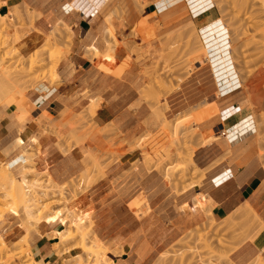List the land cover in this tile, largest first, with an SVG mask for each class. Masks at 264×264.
<instances>
[{
	"label": "crops",
	"instance_id": "obj_1",
	"mask_svg": "<svg viewBox=\"0 0 264 264\" xmlns=\"http://www.w3.org/2000/svg\"><path fill=\"white\" fill-rule=\"evenodd\" d=\"M25 6L30 9L29 13L37 17L32 31L49 37L57 28H68L72 31V47L59 73L58 65L55 69L62 82L56 87L41 85L29 91L24 105V112H27L22 120L19 119L20 113H16L18 109L15 105L0 110V162L7 164L9 170L13 168L14 174L18 175L27 160L25 153L34 149L37 170L49 173L59 184L83 173L82 162L87 148L95 149L97 146L104 151L108 147L109 136L95 135L83 146H75L67 153L59 148V137L75 133L79 115L93 109L92 122L99 130H112L128 142H133L148 129L155 132L151 103L142 97L143 90L150 83L141 71L148 63L146 57H136L121 46L110 54L106 68L96 65L95 53L101 56L108 54L107 41L110 37H107L109 25L106 17L119 9L129 29L137 26L140 32L146 31L148 37L172 31L179 21L192 24L201 32L204 27L219 20L215 8L195 9L192 0H0V15H8L11 9ZM119 43H122L121 39ZM239 90L221 97L230 98L226 104L215 100L209 103L208 108L195 113L201 127L208 130L222 127L217 133L220 141L212 150L202 152L208 157L207 162L201 165L208 169L216 162L224 161V164L211 167L201 183L203 186L196 185L187 194L176 197V208L163 212L155 209L157 204L140 219L127 217L129 227H125V211L136 199L112 201L103 206L105 210L98 213L94 222L98 225L95 232L98 239L109 251L108 261L114 264H153L163 246L180 233L205 223L204 209L211 213L210 218L214 222L223 223L240 210L250 207L264 225V170L257 160V145L253 136L250 137L246 131L251 124L243 121L252 114L249 105L244 104L246 97L241 98L245 94L231 99L239 94ZM175 96L163 101L168 106V118L178 112L173 103ZM137 158L136 152H128L111 164L104 172L102 184L121 179L132 170ZM142 192L143 189H139L136 195L141 197ZM197 196L202 204L204 202L205 208L195 206ZM186 205L190 210L184 212L182 210ZM109 208H112L111 211L122 208L125 214H111ZM0 229L11 239L26 235L17 227L6 229L1 226ZM10 231L13 233L11 236ZM62 231L61 225L50 219L41 224L39 232L36 231L38 234H31L29 244L36 262L63 264L62 258L67 255L58 257L55 246L59 240L54 236ZM260 256L264 257V229L255 241L242 244L231 258L237 264H248Z\"/></svg>",
	"mask_w": 264,
	"mask_h": 264
},
{
	"label": "rangeland",
	"instance_id": "obj_2",
	"mask_svg": "<svg viewBox=\"0 0 264 264\" xmlns=\"http://www.w3.org/2000/svg\"><path fill=\"white\" fill-rule=\"evenodd\" d=\"M192 3L195 9L207 10L211 7L215 8L219 19L224 21L230 31L234 61L241 76L242 85V88L238 91L239 94L231 99H236L241 94H245L241 98L246 97L244 104L249 105L252 114L243 121L251 124L246 131L249 132L250 137L253 136V140L257 145V160L264 170V92L262 91V87L264 89V0H192ZM13 9H18L16 19L12 14ZM13 9L7 15L15 26V29L13 28L12 30L17 29L23 33L24 37L30 38V30L37 17L34 13H29L30 9L26 6ZM106 21L109 25L107 37L108 39L110 37V41H107L108 54L101 56L95 53V55H99V57L93 56L97 58L96 65L102 69L106 68L110 54H113L121 46L126 47L136 57H146L148 63L141 71L149 79L150 83L143 90L142 97L151 103L155 132L152 133L148 129L133 142H128L123 136L112 130L105 132L99 130L92 122L94 111L91 108L92 110L89 113H83L77 117V129L74 134L67 137H59V148L66 153L75 146H83L95 135L109 136L108 147L104 151L97 146L95 149L87 148L82 162L85 168L83 173L64 184L55 182L49 173H40L35 168L36 151L34 149L30 150L31 154L34 151V158H32L30 166L34 167L38 175L36 174L37 178H35V175H30L29 181L35 178L37 181L40 180L38 182L45 183L46 187L47 184H50L52 191L55 193L54 196L40 200L43 197L39 195V192H35L39 199H37L38 205L36 209L40 210L43 215V223L41 224L47 223L50 219H55L60 225H65L66 231L64 234L71 238V240L65 242H62V238H60L58 239L59 244L55 246L58 257L67 255L62 258L64 259L63 264H111V261L109 262L107 259L108 249L95 233L98 225L94 220H96L99 212L105 210L104 205H109L112 201L115 202L117 200L129 202L132 198L136 199L125 211V227H129L127 217L130 219V216H133L136 219H140L141 216L148 213L157 204L158 207L156 206L157 208L155 207V209L163 212L173 207L176 208L174 206L176 197H182L193 190L196 185H200L205 178V173L212 167L211 165L206 169L207 172L202 167L201 164L204 161L206 163V158L208 157L204 156V154L202 155V152L212 150L213 146L220 141L217 133L222 130V127H218L217 130H208L201 127L198 124L195 113L198 110L208 108L209 103H214L215 100L217 103L223 104L230 100V98L227 100L226 98H219L218 94H214L215 90H210L211 92L209 91L206 101L204 97H201V102L196 103L197 105H191L185 115L178 118L172 116L169 118L170 123L165 122L168 106L166 103L163 104V101L178 92V84L181 80H186L199 73V70H195L199 65L194 63L197 61V57H199L203 47V39L200 32L192 24L186 25L187 23L179 21L178 25L175 24L172 31L157 37H148L147 32H140L137 26L129 29L125 16L119 9L107 16ZM63 31L66 37H70V40L67 42L63 39V42L65 41L66 43L61 42V45H58L62 52L61 58L65 55L57 66L58 73L61 64L68 58L72 45V31L68 28ZM34 32L31 30L32 37L30 39L35 37ZM0 35L4 39L6 38L2 31H0ZM49 37H51V34ZM120 39L122 43H119ZM140 42L141 44L138 45ZM10 44L9 47L1 46L2 49L0 51V80L3 81L0 84V98L3 99L0 102V110L12 106V103L9 102L10 98H4L7 93H9V97L14 99L15 104L19 103L24 96L25 99H23L25 101L23 102L22 100V104H17L19 106L22 105L23 109L17 108L21 115L19 119H22L24 115L21 112L25 113L24 105L27 102V93L29 91L35 90L41 85L56 87L61 81L60 78L52 81L50 75V69L55 59L54 50L50 49L44 52L41 55V60H43L41 65L29 71V57L36 54L37 50L30 49L23 42L21 44L11 42ZM16 50L24 58L19 57L20 55L17 56L15 54ZM12 55L15 57L12 58ZM202 59L204 61L206 57ZM205 63H207V59ZM18 91H21V96L18 95ZM145 139L147 140L145 141ZM128 152H136L138 154L132 170L113 183L102 184L107 167ZM33 154L31 157H33ZM27 161L28 159L23 170L18 175L14 174L13 168L10 170L16 178H19L21 173L28 167ZM190 163L195 168L199 165L203 171L205 170V175L203 172L202 174L195 172L196 169ZM222 164H224V161L219 162L218 166ZM0 165L2 169L7 166V164L2 162H0ZM187 168L190 170L187 171ZM49 178L57 186L51 184L48 181L50 180ZM2 186L4 184L0 178V200H6L8 191ZM139 189H143L141 197L136 195V191ZM187 190L189 191L186 192ZM54 208L56 212L52 211ZM250 209L253 213L250 212L248 215V217L250 216L249 222L243 219L247 215L240 216L242 219L238 216V213L242 211L240 210L223 223L214 222L210 218L211 213L204 210L207 218L205 223L190 229L186 233L185 231L180 233L167 245L163 246L157 253V259H155L153 264H237L232 260L231 255L245 242L255 241L253 237L257 236V233L263 231L262 228H264L253 209ZM111 210L112 208L108 209L111 214L114 213L116 215L118 214L117 212L121 215L125 214V212H122V208L113 209L114 212ZM189 210V206L186 205L182 211ZM0 215L2 216H0V227L2 226L6 229L17 227V230H22L26 234L23 238L13 240L7 238L0 229V236L10 250L12 249L11 251L16 247L18 248L17 243L20 244L24 238H27L29 244L31 234L37 233L36 231L39 232L41 224L38 225V229L35 231L28 232L29 227L27 229L25 226L22 213L16 216L11 211H6L3 215ZM8 220L14 222L9 224ZM61 228L64 230L62 225ZM9 234V236L13 235L12 231ZM84 238L87 239L88 246L101 247L99 248L101 253H105L100 254L102 258L99 257L98 260L93 254L83 253ZM12 247L15 248L13 249ZM74 249H76L75 252L70 254ZM10 254L9 252L7 256ZM31 256V259H29L30 264H36L33 254ZM260 257L253 259L248 264H256L257 260L260 259L264 261V257ZM3 258H5V255L0 253V264H25L27 259L6 262V259L4 260Z\"/></svg>",
	"mask_w": 264,
	"mask_h": 264
},
{
	"label": "bare ground",
	"instance_id": "obj_3",
	"mask_svg": "<svg viewBox=\"0 0 264 264\" xmlns=\"http://www.w3.org/2000/svg\"><path fill=\"white\" fill-rule=\"evenodd\" d=\"M89 1L93 2L94 0H89ZM83 5H84V3H83ZM12 14L15 16V19H16L17 14H18V9H13ZM13 28L15 29V26L9 20V17H7V15H5V16L0 15V31H2L6 35L5 39L3 37H1V35H0V51L2 49L1 46H8L9 47L11 45L10 44L11 42L19 43V44H21L23 42L30 49H34L35 51L37 50L36 54L31 55L29 57L30 59H29L28 70L32 71L41 65V63L43 61V60H41V55L44 52L49 51L50 49L54 50L55 59H54L53 66L50 69V75H51L52 81L55 79H58L59 77L57 76L55 69H56V66L59 64L60 60L63 59V56L65 57V55H63L65 53L64 52L62 54L63 56L61 58L62 52L60 50L61 48H59L58 45H61V42H63V39L68 42L70 40V37H68V36L66 37L64 35V31L60 28H57L51 33V37L43 38L40 34L34 32L35 37L30 39V38H26V36L24 37L22 35L23 33L18 31L17 29L12 30ZM200 33H201V36L203 39V47L200 51L199 57H197V61L194 63V64L199 65V67L197 69H195V70H199V73H197L193 77L190 75L191 78L189 77L186 80H181L180 83L178 84L179 85V88L177 86L178 92L175 94L176 96L174 97V100H173L174 106L177 107L178 112H176V113L173 112L174 114L172 116H174V118H176V117L178 118L179 116L185 115V113L188 112L187 109L191 105H193V103H195L197 100H201V97H204V100L206 101V99H207L206 97H207L210 90L211 91L215 90L216 95L218 94L217 96L221 98V97H227L228 95H230V94H232V93H234L237 90L242 88L241 81H240L241 76L239 75V72L237 71L238 69L236 68V64L234 61L235 59L233 56V46H232V42H231L230 31H229L228 27L225 25L224 21L221 19L214 21L211 24H209L208 26L204 27ZM63 43H66V42L64 41ZM15 54H17V56L20 55L19 57L24 58L18 50H16ZM95 56L99 57V55H97V54ZM11 57L14 58L15 56L12 55ZM203 57H206L207 63H205L206 59L203 61V59H202ZM0 66H1V62H0ZM1 83H3L2 80H0V84ZM17 90H18V88H17ZM206 91H208V92H206ZM18 92H19L18 95L21 96L22 95L21 91H18ZM223 94H225V95L223 96ZM168 96H170V95H168ZM7 97L10 98L9 102L12 103L11 105H14L15 101L13 98L9 97V93H7L4 98H7ZM23 98H24V96H23ZM23 98H21V101L19 100L20 104H22L25 101L24 100L25 98L24 99ZM2 100L3 99L0 98V102ZM22 100H23V102H22ZM19 103H17V104H19ZM17 104H15V105L19 106ZM11 105H9V106H11ZM21 106L22 105H20L17 108H22ZM17 112L18 111H16V113ZM25 112H27V111H25ZM21 113H22V115L25 114L23 112H21ZM165 122L170 123V119L167 116L165 117ZM167 130H169V129H167ZM238 135H240V134H238ZM146 140L147 139H145V141ZM205 146H207V145H205ZM64 151H66V150H64ZM33 153H34V151H33ZM32 154L30 153V151L25 153V156L28 159V161H27L28 167L25 169V171H23L21 173V176L19 178H16L11 173L8 165L5 166L3 169L0 168L1 169L0 170V178L3 180L4 186H6V187H4V186H2V187L8 191V194L6 195V198H5L6 200H0V205H1L0 214L3 215L4 212L11 211V213L13 215L19 216L20 213H22L24 216L23 221L25 223V226L27 227V229L29 227V229H28L29 233L31 231H35L36 229H38V225L43 223V220H42L43 215L41 214L40 210L36 209L37 205H38L37 202L39 199L37 198L35 192H39V195H41L43 197L40 200L55 195V193L52 191V188H51L52 186H50V184H47V187H46L45 183H43V182L40 183V182H38L40 180L37 181L35 179V178H37L36 174L38 172L34 169V167L30 166V163L32 162V158H34V154H33V157H31ZM217 161H219V160H217ZM202 162H203V160H202ZM191 165H193V164H191ZM217 165H218V162L216 164L212 165V167L213 166L215 167ZM192 167L195 168L194 165ZM35 168H36V166H35ZM190 168H191V166H190ZM195 169H196L195 172H198L201 174H202V172L204 174V171L206 170L205 169L203 171V169L200 168L199 165ZM211 169L212 168L209 169V172L211 171ZM189 170L187 168V171H189ZM206 172H207V170H206ZM201 174H199V175H201ZM205 174H207V173H205ZM30 175H35L34 180L29 181L28 178ZM31 178H33V177H31ZM49 179L50 180H48V181H50L51 184H53L54 186H57L53 183L51 178H49ZM201 186H203V185H201ZM192 189H193V187H192ZM188 191L189 190H187L186 192H188ZM33 193H35V194H33ZM183 194H181V195H183ZM203 204H204V202H203ZM203 204L201 203V201H199V196H197V198L195 199V206L197 205L196 207H198V206L204 207ZM204 210H206V209H204ZM52 211L56 212V209L54 208V209H52ZM250 212H252L251 209L249 207H247L246 209L239 212L238 216L243 217V216L247 215V217H248ZM245 217L243 218L244 221L249 222L250 216L248 217V219H247V217L246 218ZM61 225L64 227V230L62 232L55 234L54 236L57 237L58 239L62 238V242L71 240L70 237H68L67 235L64 234L66 231L65 225L64 224H61ZM263 229L264 228H262V230ZM257 232H259V231H257ZM261 232L262 231H260L259 233H261ZM259 233H257V236L253 237L254 240H256L260 236ZM51 239H54V238H51ZM22 242H23V244H21ZM53 242H55V241H53ZM21 243L20 244L17 243L18 248L12 247L13 249L14 248L15 249L13 251H11L12 249L10 250L8 245L5 243L3 238L0 236V253H3V255H5V258H3V259L4 260L6 259V262L18 261L21 259L25 260V258H27L25 260L26 263H25V261H24V263L30 264L29 259H31L30 256L32 255V251H31V248L28 244L27 238L22 239ZM26 245H27V247L25 248ZM99 248H101V247H98V246L96 247L95 245L94 246H88L87 239H85V238L83 239V245H82L83 253L89 254V255L93 254L98 259L99 257H101L100 254L101 255L105 254L103 252L101 253V250ZM9 252L11 254L7 256V254ZM27 260L29 261V263ZM263 262L264 261L262 259H260V260H257L256 264H264ZM36 264H40V263L36 262ZM111 264H114V263L111 262Z\"/></svg>",
	"mask_w": 264,
	"mask_h": 264
}]
</instances>
